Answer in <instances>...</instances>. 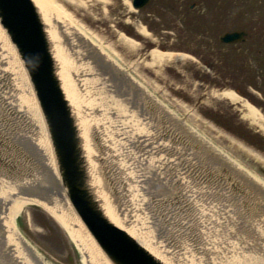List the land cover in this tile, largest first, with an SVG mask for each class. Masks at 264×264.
Listing matches in <instances>:
<instances>
[{"label": "water", "instance_id": "water-1", "mask_svg": "<svg viewBox=\"0 0 264 264\" xmlns=\"http://www.w3.org/2000/svg\"><path fill=\"white\" fill-rule=\"evenodd\" d=\"M0 37L39 117L37 138L0 119V172L72 214L99 264H264V179L50 1L0 0Z\"/></svg>", "mask_w": 264, "mask_h": 264}, {"label": "rangeland", "instance_id": "rangeland-1", "mask_svg": "<svg viewBox=\"0 0 264 264\" xmlns=\"http://www.w3.org/2000/svg\"><path fill=\"white\" fill-rule=\"evenodd\" d=\"M57 1L105 44H116L119 34L132 38L134 48L117 43L116 53L127 66L138 63L136 80L142 79L156 98L172 105L247 167L257 165L254 172L264 179L259 122L244 118L238 103L216 96L237 91L239 103L248 99L264 112V0H150L137 10L132 9V0ZM141 27L145 35L137 32ZM228 31L247 35L242 42L220 43L219 35ZM151 50L176 56L149 66ZM17 223L20 233L55 264H80L66 232L44 210L22 208Z\"/></svg>", "mask_w": 264, "mask_h": 264}, {"label": "bare ground", "instance_id": "bare-ground-1", "mask_svg": "<svg viewBox=\"0 0 264 264\" xmlns=\"http://www.w3.org/2000/svg\"><path fill=\"white\" fill-rule=\"evenodd\" d=\"M48 1H50L101 50L111 56L135 80L137 79L139 76V68L137 69L138 63L127 62L131 67L129 65L127 66L122 62V60L126 61L124 57H121L122 54L119 55L118 52L116 53V46H118L116 45L117 43L123 45V47L127 45L130 49L134 48L136 44L132 38L126 37L124 34H119L116 44H113L114 42L112 43L110 41L106 42L105 44L98 34L86 28L84 23H82L81 20H77V18L72 15L71 11L61 2L58 3L59 1L57 0ZM130 5L132 7V4ZM132 9L136 10L133 7ZM137 32L145 35L146 29L141 27L140 30L137 29ZM149 55L151 58L150 63L148 64L149 66H152L153 62L161 58L171 59L176 56L170 53L164 54L158 52L157 50H151ZM139 80L141 81L140 84L148 91V88L143 83V80L140 78ZM238 93L239 92L237 91L233 92L230 90H224L221 93H217L216 96H221L223 98L225 97L229 100L231 99L233 103H238V105L241 106V109H243L245 112L242 114L243 117L249 119L252 122L257 120L259 122L258 128H260V132L264 136V112L259 111V109H257L255 106L251 105L248 99H245L244 102L239 103V101H241V96ZM248 98L252 99L251 101H255L252 96H248ZM164 104L170 107V105L165 101ZM176 105L178 106L179 104L176 103ZM170 108H173L172 105ZM184 108L185 107L182 105L181 109L183 110ZM258 108H261L259 104ZM183 111L186 112L185 109ZM193 116L188 114V117L193 118ZM0 117L4 119L3 121H5L6 128H12V130L37 138L39 117L22 84V81L13 65V62L3 44L1 37ZM249 165L252 166V168H250L251 170L255 172L258 171L256 170V167H258L257 165H253L251 163H249ZM2 176H5V179H3ZM0 177V255L6 256L8 258V260H2L0 258V264H55L51 259L46 258L43 255L44 253H40L29 242V240H27L20 233L18 229L17 220L21 209L27 207H37L44 210L66 232L74 252L79 258L80 264H99L81 230L75 222L72 214L60 212L58 204L50 199H47L41 195L40 197L42 198L37 197L36 194L31 191V185L9 178V172H0ZM32 193H34V195ZM2 236H4V238H2Z\"/></svg>", "mask_w": 264, "mask_h": 264}, {"label": "flooded vegetation", "instance_id": "flooded-vegetation-1", "mask_svg": "<svg viewBox=\"0 0 264 264\" xmlns=\"http://www.w3.org/2000/svg\"><path fill=\"white\" fill-rule=\"evenodd\" d=\"M251 100H252V99H251ZM252 102H253V101H252ZM255 104L258 105L259 103H258V102H255ZM262 150H264V149H262Z\"/></svg>", "mask_w": 264, "mask_h": 264}]
</instances>
